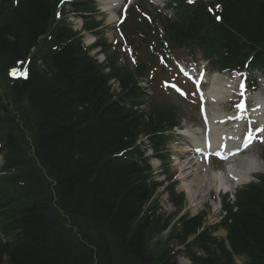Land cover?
<instances>
[{
  "label": "trees",
  "instance_id": "1",
  "mask_svg": "<svg viewBox=\"0 0 264 264\" xmlns=\"http://www.w3.org/2000/svg\"><path fill=\"white\" fill-rule=\"evenodd\" d=\"M54 2L0 0V77L31 56L29 75L0 89V226L11 238L0 240V259L178 264L177 255L184 254L191 264H237L235 255L245 264H264V176L238 193L235 211L225 203L226 215L214 227H203L201 215L181 217L170 238L183 249L156 256L149 251L148 205L157 185L131 148L141 133H154L163 115L155 109L143 123V115L113 100L111 77L120 80L128 102L140 98L134 76L114 67L104 74L67 27L53 28L40 45L54 22ZM197 16L198 8L190 12L180 3L177 21L165 25L171 40L196 34ZM225 18L231 30L264 47V2H237ZM212 32L236 46L235 34L223 25L213 24ZM170 191L179 207L182 198ZM219 227L227 229L231 251L212 235Z\"/></svg>",
  "mask_w": 264,
  "mask_h": 264
},
{
  "label": "rangeland",
  "instance_id": "2",
  "mask_svg": "<svg viewBox=\"0 0 264 264\" xmlns=\"http://www.w3.org/2000/svg\"><path fill=\"white\" fill-rule=\"evenodd\" d=\"M107 18V17H106ZM69 21L72 24V26L75 29H78L80 26V19L77 17H73V15H70ZM107 22V20H106ZM108 32V31H107ZM110 32V31H109ZM111 30L109 34V41H112L114 37H116V34L112 33ZM124 63L123 61H121ZM114 85V84H113ZM113 91L117 92L116 85L113 86ZM171 100L177 104L181 105L184 110L185 114L187 116V119L183 122V128L190 129L197 132L198 135H200V132L198 128L201 126L202 123L200 121L198 108L194 107L190 102L182 100L178 96L174 95L173 92H170ZM174 139V138H173ZM173 139L171 140L170 146L166 147L165 149V155L167 160L166 164H163L162 162L152 160V166L154 173L157 175L158 171L161 169H165L167 171V175L162 176V178L166 177H172V180H174L177 183L176 191L177 193H184V200L182 204L179 207H176L172 203H170L168 196L165 192H163V188H160L157 190L155 194L154 201L150 206V229L149 232V240H148V249L149 251L154 255H160L164 251H174L179 248V244L177 242V239L170 238L171 232L174 228H177L179 220L181 217L188 215L190 217L197 215L198 213H203V216L205 217L206 225H212L220 221L221 219V207L220 202L222 201L224 195H219L218 192H214L212 188H209L206 192H202L203 189L200 188V185L197 184L196 186L190 188L193 192V198L194 202L189 198V194L187 191L183 188V182H177V179L179 178V168L181 167V163L183 164V160L180 161V157L183 155L180 150L185 148L184 146L176 145L173 142ZM179 141L181 143H184L185 145H188L189 142L184 140L182 137L179 136ZM264 148L262 146H256L252 148L248 153L244 154V156L236 159L238 163L242 162L241 158H244L246 156H252L256 155L259 156L264 160ZM216 170H225V167L222 166L220 163L214 162L213 166ZM187 175H191V172L188 171ZM178 177V178H177ZM179 180V179H178ZM170 183V182H169ZM166 185H169L166 183ZM196 196V197H195ZM166 224V230L161 231L159 228L157 229L156 226L159 223ZM218 237H224L226 235L225 232L219 231L216 233ZM182 248V247H180ZM236 262L238 264H244V260L236 257ZM176 261L178 264H191L190 261L187 259L186 256L183 254H180L177 256ZM8 261L6 259L1 258L0 264H6Z\"/></svg>",
  "mask_w": 264,
  "mask_h": 264
},
{
  "label": "bare ground",
  "instance_id": "3",
  "mask_svg": "<svg viewBox=\"0 0 264 264\" xmlns=\"http://www.w3.org/2000/svg\"><path fill=\"white\" fill-rule=\"evenodd\" d=\"M105 1V2H104ZM100 0L99 3L107 10H112V2L116 1H106ZM116 19L114 13L111 14L110 20ZM212 89L207 93V96L211 100L224 101L225 93L230 91V85H225L224 93L222 94L221 86L217 83ZM206 96V95H205ZM260 110H264V107H260ZM209 133L208 137H199L191 133V130H187L182 134L190 141L192 146H199L200 148H206L208 151L221 148V150L228 147L230 143L234 141L235 133H238V130H233L225 132L224 121L220 118H217L214 115L208 121ZM219 123V127L217 124ZM183 156L181 159L184 161V165L179 168L180 180L183 182V187L186 189L189 194V198L194 202L193 192L190 188L200 185V188L203 189L202 192H206L211 186H216L218 190L225 188L226 190L232 186V183H246L250 180L251 173L256 170H260L264 167V163L260 162L258 158L251 157L246 159V161L237 168L234 165H230L227 168L228 176L231 179L226 178L222 171H215L213 169L210 172L206 171L205 166L200 164L195 160L197 152L191 146L183 148ZM192 170V175H187L188 171ZM236 182H235V181ZM196 197V196H195Z\"/></svg>",
  "mask_w": 264,
  "mask_h": 264
},
{
  "label": "snow or ice",
  "instance_id": "4",
  "mask_svg": "<svg viewBox=\"0 0 264 264\" xmlns=\"http://www.w3.org/2000/svg\"><path fill=\"white\" fill-rule=\"evenodd\" d=\"M189 2H191V0H189Z\"/></svg>",
  "mask_w": 264,
  "mask_h": 264
}]
</instances>
